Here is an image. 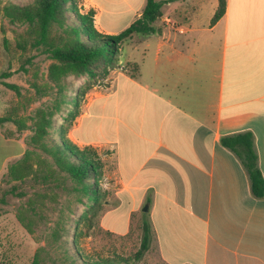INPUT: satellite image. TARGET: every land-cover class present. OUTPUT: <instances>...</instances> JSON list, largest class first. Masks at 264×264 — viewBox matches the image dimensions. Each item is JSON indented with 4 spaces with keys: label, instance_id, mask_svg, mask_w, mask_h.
<instances>
[{
    "label": "crops",
    "instance_id": "crops-1",
    "mask_svg": "<svg viewBox=\"0 0 264 264\" xmlns=\"http://www.w3.org/2000/svg\"><path fill=\"white\" fill-rule=\"evenodd\" d=\"M76 1L80 12L93 10L100 33L126 27L145 2L118 0L127 16L116 26L101 22L105 0ZM164 5L155 31L135 36L140 59L125 62L135 63L134 75L121 63L109 69L65 137L112 160L103 230L125 235L144 213L146 251L162 264H264V197L250 193L239 160L219 143L251 132L264 179V0H225L212 24L217 0ZM13 131L0 122V181L26 148Z\"/></svg>",
    "mask_w": 264,
    "mask_h": 264
},
{
    "label": "rangeland",
    "instance_id": "rangeland-1",
    "mask_svg": "<svg viewBox=\"0 0 264 264\" xmlns=\"http://www.w3.org/2000/svg\"><path fill=\"white\" fill-rule=\"evenodd\" d=\"M161 1V0H157ZM7 2H25V0H0V89L3 90L6 114L12 109L16 119L25 128L16 134L24 138L31 134V115L40 108L51 115V126L44 137L46 143L58 141V128L62 125L66 131L71 120L63 121L67 115L77 114L79 106L84 104L92 92L105 85L106 75L62 77L58 86L47 79V65L51 62L47 54L39 47H31L34 35L25 25L10 24L2 15V6ZM162 2V10H165ZM104 5L101 22L120 24L127 16L123 4L118 0H108ZM160 5V6H161ZM115 13V18L113 17ZM122 41L117 63L124 64L128 72L132 71L126 60L138 61L142 46L133 47L135 36ZM19 43L24 47H18ZM15 85L17 92L2 83ZM77 96L76 106L72 99ZM1 104V103H0ZM102 166L99 180L100 200L92 209L86 196L74 190L72 181L59 171L51 159L37 151L26 162L27 173L20 180H11L6 175L0 181V264H29L38 247H43V264H70L65 254H71L74 247L84 259L96 257H126L131 260L140 240V213L136 217V226L125 235H115L103 230L99 218L104 209V200L113 191V179L110 177L112 160L109 154L97 152ZM16 161V160H15ZM31 166L32 171L29 169ZM46 174L45 181L35 178ZM31 173V174H29ZM19 216L22 221L17 219ZM28 223V227L25 225ZM24 225V226H23ZM59 235L56 238L53 233ZM136 264H162L151 251H146Z\"/></svg>",
    "mask_w": 264,
    "mask_h": 264
},
{
    "label": "trees",
    "instance_id": "trees-1",
    "mask_svg": "<svg viewBox=\"0 0 264 264\" xmlns=\"http://www.w3.org/2000/svg\"><path fill=\"white\" fill-rule=\"evenodd\" d=\"M166 1L170 0H145L139 16L116 33L98 32L93 25V10L80 12L76 0L7 2L2 6L1 13L10 24L25 25L27 29L34 31L29 45L39 47L51 59L47 65V79L58 86L62 77L67 74L105 76L108 70L116 65L123 40L130 38L132 34L145 35L155 31L151 23L161 15L160 5ZM224 7L225 0H217L216 8L209 20L210 24L223 14ZM18 47L23 48L24 45L19 43ZM130 64L132 67L130 73L134 75L136 65ZM2 84L17 92L15 85L7 82ZM72 102L76 106L77 96L72 99ZM12 112L10 109L5 115L0 116V122L11 121L14 125L13 134H18L25 125L18 121ZM70 114L64 117L63 121L72 120L75 115ZM30 120L31 134L24 139L26 148L19 159L8 165L6 176L11 180L22 179L27 175L22 170V166L26 168L24 163L27 158L31 154H36V150L40 151L51 159V163L59 171L67 175L73 183L74 190L86 196L90 201L86 208H94L101 196L98 182L102 175L101 161L94 148L91 146L79 148L71 143L65 137L66 129L62 125L58 128V141L46 143L44 137L51 126V115L40 108L35 109ZM219 143L239 160L247 175L250 193L255 197H264V179L257 166L251 132L223 135L219 137ZM29 169L32 171L30 165ZM31 175L43 181L47 179L45 173L37 175L35 170ZM17 219L22 221L19 216ZM25 227H28V223ZM53 235L59 238L55 232ZM149 240V225L143 213L140 222L139 246L131 260L126 257L84 259L76 247L71 254H65V256L70 264H136L135 261L140 259L148 249ZM42 251L43 247L36 248L29 264H43Z\"/></svg>",
    "mask_w": 264,
    "mask_h": 264
},
{
    "label": "water",
    "instance_id": "water-1",
    "mask_svg": "<svg viewBox=\"0 0 264 264\" xmlns=\"http://www.w3.org/2000/svg\"><path fill=\"white\" fill-rule=\"evenodd\" d=\"M141 210H146V206L144 205Z\"/></svg>",
    "mask_w": 264,
    "mask_h": 264
}]
</instances>
